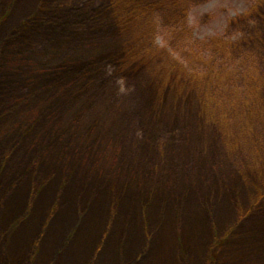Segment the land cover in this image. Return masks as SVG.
<instances>
[{"label": "rangeland", "instance_id": "obj_1", "mask_svg": "<svg viewBox=\"0 0 264 264\" xmlns=\"http://www.w3.org/2000/svg\"><path fill=\"white\" fill-rule=\"evenodd\" d=\"M0 264H264V0H0Z\"/></svg>", "mask_w": 264, "mask_h": 264}]
</instances>
